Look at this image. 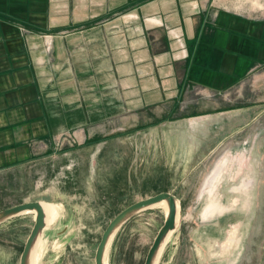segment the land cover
Returning <instances> with one entry per match:
<instances>
[{
    "label": "crops",
    "instance_id": "crops-1",
    "mask_svg": "<svg viewBox=\"0 0 264 264\" xmlns=\"http://www.w3.org/2000/svg\"><path fill=\"white\" fill-rule=\"evenodd\" d=\"M230 3L0 0V172L55 161L50 182L85 185L97 209L121 177L181 201L200 162L239 132L251 146L264 118V16ZM47 195L22 203L66 204Z\"/></svg>",
    "mask_w": 264,
    "mask_h": 264
},
{
    "label": "rangeland",
    "instance_id": "rangeland-1",
    "mask_svg": "<svg viewBox=\"0 0 264 264\" xmlns=\"http://www.w3.org/2000/svg\"><path fill=\"white\" fill-rule=\"evenodd\" d=\"M230 5L264 16V0H232ZM248 136L251 146L242 145V132L235 135L234 144L228 140L219 146L197 164L195 174L177 191L182 219L158 264H264V118L251 127ZM231 146L233 155L229 153ZM223 161L228 162L218 179L216 168ZM50 163L55 161L0 172V210L46 192L50 201L66 200L61 208L44 203L57 211L58 217L41 237L35 264H95L97 246L110 221L131 204L158 194L160 189L167 190L166 185L150 183H138L129 189L127 177H121L117 186L109 188L114 194L106 197L105 208L97 209L92 203L80 201L85 185L63 184V192L57 189V181L50 182L51 174L56 175ZM72 168L65 167L59 176L66 179ZM143 169L139 162V170ZM97 172L93 170V174ZM144 173L139 171V175ZM40 176L45 177L41 187ZM86 176L85 170L75 172V177L84 181ZM94 178L97 180L96 175ZM249 181L252 183L247 188L244 185ZM223 182L229 184L221 187ZM221 200L238 207H220L217 204ZM165 214L162 207H155L131 218L117 233L107 264H144ZM33 225L34 215L25 214L0 226V264L20 263Z\"/></svg>",
    "mask_w": 264,
    "mask_h": 264
},
{
    "label": "water",
    "instance_id": "water-1",
    "mask_svg": "<svg viewBox=\"0 0 264 264\" xmlns=\"http://www.w3.org/2000/svg\"><path fill=\"white\" fill-rule=\"evenodd\" d=\"M163 201L167 202L168 213L165 216L164 224L154 239V242L151 245L144 262V264H154L161 245L168 234L173 231L175 232L179 227H177L178 214L181 215L182 219V213L179 211L180 201L172 192H162L146 199L139 200L118 213L110 221L102 234L95 253V264H105V255L110 241L116 237L119 230L131 218L145 210L151 209L153 206ZM25 214L34 215V225L21 254L20 264H29L30 255L36 241L39 239V237H43L45 230L47 229L46 213L44 207L41 202L35 201L22 203L7 209L0 210V226Z\"/></svg>",
    "mask_w": 264,
    "mask_h": 264
},
{
    "label": "bare ground",
    "instance_id": "bare-ground-1",
    "mask_svg": "<svg viewBox=\"0 0 264 264\" xmlns=\"http://www.w3.org/2000/svg\"><path fill=\"white\" fill-rule=\"evenodd\" d=\"M42 205H43L44 210H45V213H46V224H47V227H48L49 225H51V224H53L55 222V220L58 217V212L55 211V210H53V209H51L50 207H48L44 203H42ZM155 207H162L164 209L165 213L166 214L168 213V205H167V202L166 201H163V202H161V203L153 206L152 208H155ZM179 211H181L180 204H179ZM180 221H181V215L178 214V216H177V227L179 226ZM173 232H170L168 234V236L164 240L163 244L161 245V248H160V250H159V252H158V254H157L156 258H155L154 264H158V262H159V260H160V258L162 256V254H163L164 247H165V245H167V242L170 239V237L172 236ZM114 239L111 240L110 243H109V245H108L107 252H106V255H105V264H107V258H108V255H109L111 246H112V244L114 242ZM40 243H41V237H39V239L36 241V243H35V245L33 247V250H32L31 255H30L29 264H35L37 262V260L39 259L38 250H39Z\"/></svg>",
    "mask_w": 264,
    "mask_h": 264
},
{
    "label": "flooded vegetation",
    "instance_id": "flooded-vegetation-1",
    "mask_svg": "<svg viewBox=\"0 0 264 264\" xmlns=\"http://www.w3.org/2000/svg\"><path fill=\"white\" fill-rule=\"evenodd\" d=\"M227 162L228 161H223V162H221L218 166H217V168H216V174H217V178H219L221 175H222V169H223V167H225V165L227 164ZM251 181H249V182H247L244 186L245 187H249L250 185H251Z\"/></svg>",
    "mask_w": 264,
    "mask_h": 264
}]
</instances>
